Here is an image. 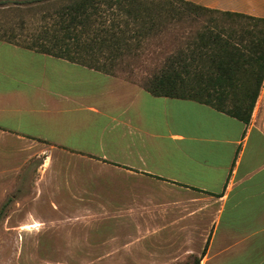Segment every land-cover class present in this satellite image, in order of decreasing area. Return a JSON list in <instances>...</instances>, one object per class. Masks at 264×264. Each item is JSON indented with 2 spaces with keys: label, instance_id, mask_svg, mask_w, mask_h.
<instances>
[{
  "label": "crops",
  "instance_id": "crops-1",
  "mask_svg": "<svg viewBox=\"0 0 264 264\" xmlns=\"http://www.w3.org/2000/svg\"><path fill=\"white\" fill-rule=\"evenodd\" d=\"M187 1L264 17V0ZM263 89L245 123L207 104L154 96L121 77L0 40V132L19 144L16 152L23 143L41 145L43 165L56 152L129 181L126 202L116 188L111 206L118 207L104 216L133 231L103 239L87 234L80 254L95 249L135 264H264ZM4 157L0 166L8 168ZM57 168L72 191L65 196L70 204L106 206V198L90 192L104 185L77 183L75 174Z\"/></svg>",
  "mask_w": 264,
  "mask_h": 264
},
{
  "label": "trees",
  "instance_id": "trees-1",
  "mask_svg": "<svg viewBox=\"0 0 264 264\" xmlns=\"http://www.w3.org/2000/svg\"><path fill=\"white\" fill-rule=\"evenodd\" d=\"M1 10L39 24L0 40L251 119L264 79V17L187 0H0Z\"/></svg>",
  "mask_w": 264,
  "mask_h": 264
},
{
  "label": "rangeland",
  "instance_id": "rangeland-1",
  "mask_svg": "<svg viewBox=\"0 0 264 264\" xmlns=\"http://www.w3.org/2000/svg\"><path fill=\"white\" fill-rule=\"evenodd\" d=\"M21 18L26 21L25 28L19 25ZM38 24L37 18H31L30 14L0 11V33L12 28L16 33H35ZM149 69H138L135 76L150 73ZM120 75L127 76L123 73ZM263 106L264 100L260 105L261 110ZM261 110L257 115L259 121ZM14 144L19 145L5 139L0 132V154L8 156L1 163L6 161L9 164L8 168L0 166V264H135L136 260L127 262L125 256L97 255L95 249L91 250L92 254L86 255L80 254L79 249L82 237L87 234L103 239L116 231H133L127 227L120 229L110 216H104L106 213L110 215L118 207L111 206L116 203L111 198L112 193L117 192L116 188L122 201L126 202L130 192L127 179L116 177L110 172H100L98 167L75 161L72 157H60L56 152L53 153L54 158L50 156L43 165L46 152L41 145L23 143V151L19 153L14 149ZM19 156V166L15 168L12 161ZM58 163L65 167L66 173L76 175L77 183L93 186L99 182L104 185V190L90 192L106 198L102 200L106 206L89 208L74 206L73 202L70 204L65 196H69L72 191H68L63 184L64 176L58 173ZM94 214L97 217L88 221Z\"/></svg>",
  "mask_w": 264,
  "mask_h": 264
}]
</instances>
